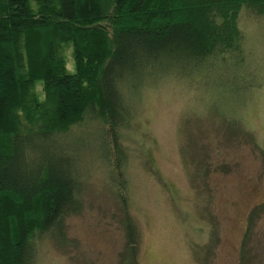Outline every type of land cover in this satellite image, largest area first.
<instances>
[{"label":"trees","instance_id":"16d2710c","mask_svg":"<svg viewBox=\"0 0 264 264\" xmlns=\"http://www.w3.org/2000/svg\"><path fill=\"white\" fill-rule=\"evenodd\" d=\"M243 14L264 21V0H0V264H40L46 243L73 245L66 220L84 208L88 147L118 205L123 246L113 264H139L127 140L146 94L163 85L202 94L218 138L249 142L264 158L246 127L262 80L247 66ZM194 138L193 158L191 139L180 146L192 181L224 169ZM208 219L206 242L191 246L195 264H213L218 232ZM263 221L260 202L246 215L236 264L264 262Z\"/></svg>","mask_w":264,"mask_h":264},{"label":"rangeland","instance_id":"374dc122","mask_svg":"<svg viewBox=\"0 0 264 264\" xmlns=\"http://www.w3.org/2000/svg\"><path fill=\"white\" fill-rule=\"evenodd\" d=\"M248 17L243 14L240 20L245 59L262 84L253 90L244 112L246 127L264 148V21L252 23ZM62 53L66 68L72 70L71 47L65 46ZM197 93L165 85L149 91L132 139L127 140L134 150L125 169L124 192L139 231V264H195L191 246L206 242L208 218L218 232L213 264H236L246 215L264 202L263 156L249 142L218 138L208 99L202 94L197 98ZM193 135L205 146L209 161L224 164V169L192 181L180 146L191 139L186 156L193 158ZM92 152L88 147L83 155L90 169L85 172L84 208L66 220L73 245L56 249L46 243L40 264H113L123 246L118 205ZM259 231L264 235V221Z\"/></svg>","mask_w":264,"mask_h":264}]
</instances>
